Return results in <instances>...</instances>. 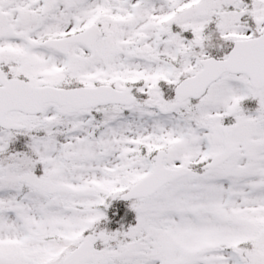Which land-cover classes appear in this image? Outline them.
Here are the masks:
<instances>
[{"label": "snow or ice", "instance_id": "obj_1", "mask_svg": "<svg viewBox=\"0 0 264 264\" xmlns=\"http://www.w3.org/2000/svg\"><path fill=\"white\" fill-rule=\"evenodd\" d=\"M0 264H264V0H0Z\"/></svg>", "mask_w": 264, "mask_h": 264}, {"label": "trees", "instance_id": "obj_2", "mask_svg": "<svg viewBox=\"0 0 264 264\" xmlns=\"http://www.w3.org/2000/svg\"><path fill=\"white\" fill-rule=\"evenodd\" d=\"M118 217L119 216H117L115 219L109 218L106 224H102V227H106L108 230H114L118 228L121 224V220H118ZM133 218H134V214L132 212L130 213V216L126 219V223L128 224V222L133 221Z\"/></svg>", "mask_w": 264, "mask_h": 264}, {"label": "flooded vegetation", "instance_id": "obj_3", "mask_svg": "<svg viewBox=\"0 0 264 264\" xmlns=\"http://www.w3.org/2000/svg\"><path fill=\"white\" fill-rule=\"evenodd\" d=\"M120 205H121V207H126L127 203L120 202ZM123 211H124V209H123V208H121V210H120V216H122V215H123ZM120 216H119V217H120ZM122 220H124V219H121V221H122Z\"/></svg>", "mask_w": 264, "mask_h": 264}]
</instances>
